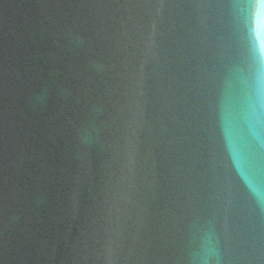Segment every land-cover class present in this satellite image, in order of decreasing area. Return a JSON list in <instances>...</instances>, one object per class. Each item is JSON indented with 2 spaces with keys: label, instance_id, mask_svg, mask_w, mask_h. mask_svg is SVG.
<instances>
[{
  "label": "water",
  "instance_id": "1",
  "mask_svg": "<svg viewBox=\"0 0 264 264\" xmlns=\"http://www.w3.org/2000/svg\"><path fill=\"white\" fill-rule=\"evenodd\" d=\"M0 264H264V0H0Z\"/></svg>",
  "mask_w": 264,
  "mask_h": 264
}]
</instances>
